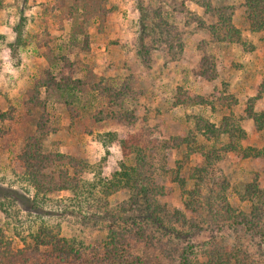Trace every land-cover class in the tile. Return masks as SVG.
<instances>
[{"label": "rangeland", "instance_id": "374dc122", "mask_svg": "<svg viewBox=\"0 0 264 264\" xmlns=\"http://www.w3.org/2000/svg\"><path fill=\"white\" fill-rule=\"evenodd\" d=\"M211 2L232 9L233 23L245 45L212 41L207 26L216 16L193 0H106L110 13L84 24L90 50L81 56L98 76L128 79L135 97L126 104L122 119L97 123L91 121L89 112L105 107L101 99H86L78 120L70 119L64 107L52 104L54 131L44 138V151L76 158L83 171L75 193L63 190L42 196L35 195L19 168L27 133L38 135L36 118L23 114L20 100L43 56L49 49L57 50L71 21L66 10L64 16L62 8L58 9L63 0H0V228L4 240L20 248L32 245L36 234L49 230L78 247H89L102 241L111 228L138 223L151 238L149 253L160 256L156 264H206L203 249L225 238L236 249L247 248L253 264H264L257 240L250 242L240 229L229 234L222 231L221 220L217 221L221 211L214 206L226 197L236 211L249 214L250 203L241 199L246 185L253 179L264 185V157H247L242 152L263 143L261 132L249 130L252 121L245 109L250 97H256V111L264 108V92L258 94L264 81V31L247 30L243 0ZM204 55L216 68L217 76L210 81L199 74ZM178 87L196 95L227 87L237 102L230 109L173 106ZM10 107H15L17 119L8 125L1 115ZM40 111L37 108L34 114ZM199 115L217 124L224 115L239 121L247 131L241 150L208 163L185 144L172 146L174 137L187 136ZM17 125L22 126L17 129ZM124 134L132 135L131 140H137L142 149L143 174L154 190L164 191L149 208L144 199L134 207L129 188L109 187L121 161L135 165L136 148L126 157L122 153L119 138ZM195 141L205 143L200 134ZM177 176L185 180V191ZM104 190L110 194L105 196ZM156 204H160L154 213L159 224L150 217ZM182 252L187 262H182Z\"/></svg>", "mask_w": 264, "mask_h": 264}, {"label": "trees", "instance_id": "16d2710c", "mask_svg": "<svg viewBox=\"0 0 264 264\" xmlns=\"http://www.w3.org/2000/svg\"><path fill=\"white\" fill-rule=\"evenodd\" d=\"M63 1L65 3L59 4L58 9L62 8L61 15H64L66 10V17L71 21L69 30L56 51L49 49L45 53L43 62L38 66L20 100L23 114L36 118L35 127L38 135L27 133L19 168L23 169V177L33 186L35 195L42 196L63 190L75 193L80 186L79 173L83 171V164L76 158L59 152L44 151L43 140L54 131L50 114L52 104L64 107L70 119L78 120L82 116L83 103L86 99H101L105 101V107L102 105L89 112L91 121L97 123L122 119L126 104L135 97L128 79L98 76L92 65L81 56L90 50L84 24L96 17L104 18L105 14L110 13L111 10L105 6L106 0ZM193 1L216 16V21L207 26L212 41L245 45L241 30L233 23V11L230 7L213 6L211 0ZM67 2L69 3L66 6ZM243 4L246 8L247 30L252 33L264 31V0H243ZM165 23L163 19L162 26ZM199 74L208 81L217 76L214 61L208 55H204L200 60ZM258 92V94L264 92V81ZM255 98L248 99L245 116L252 121L249 130L263 134V143L259 148L248 147L242 152L247 157H264V108L260 111L254 109ZM236 102L234 95L227 92V87L208 95H196L189 89L178 87L173 106L205 108L218 105L230 109ZM37 108L41 109L38 116L34 114ZM14 112L15 107H10L1 115L2 121L11 125L17 119ZM18 126L22 125H17V129ZM4 134L7 132L4 131ZM196 134H200L205 143L196 144ZM131 136L124 134L119 141L122 143L121 149L125 157L131 152V148L137 149L135 165L128 166L121 161L120 170L113 173V181L109 183V187L114 190L121 187L129 188L131 190L129 202L137 207L138 200L144 199L145 206L149 208L155 196L162 195L164 191L159 189L155 191L151 180L143 174L146 160L137 140H131ZM246 140L247 131L233 116L224 115L217 124L199 115L195 117L187 136L174 137L170 144L175 148L185 144L189 152L201 153L209 163L221 159L227 152L240 151L241 144ZM177 178L185 191L183 187L185 180L178 176ZM103 192L105 196L110 194L107 190ZM221 199L223 202L221 201L219 205L213 204L221 211L217 215V221L221 220L220 227L224 228L222 231L229 234L240 229L250 238V242L252 239L257 240L255 244L264 260V185L259 184L257 179L246 185L241 199L250 203L249 214L236 211L226 197ZM159 207L160 204H156L150 216L157 224L161 221L154 213ZM2 232L0 228V264H156L160 260V256L155 252L149 253L152 247L151 238L138 223L132 224L129 228H111L102 241L89 247H78L69 239L44 230L36 234L32 245L25 244L16 248L12 246L10 240H4ZM203 250L207 259L206 264H253L247 248L236 249L227 238L220 242L214 241ZM180 257L183 258L182 262H187L185 253Z\"/></svg>", "mask_w": 264, "mask_h": 264}]
</instances>
